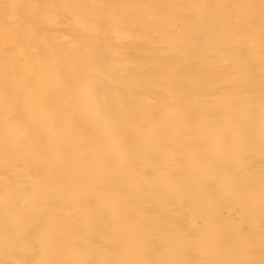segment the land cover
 <instances>
[{"label": "bare ground", "instance_id": "obj_1", "mask_svg": "<svg viewBox=\"0 0 264 264\" xmlns=\"http://www.w3.org/2000/svg\"><path fill=\"white\" fill-rule=\"evenodd\" d=\"M0 264H264V0H0Z\"/></svg>", "mask_w": 264, "mask_h": 264}]
</instances>
